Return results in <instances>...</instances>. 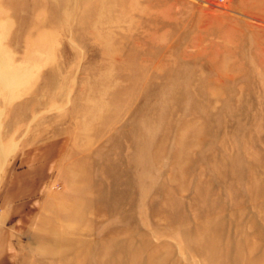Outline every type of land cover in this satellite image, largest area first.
Listing matches in <instances>:
<instances>
[{
  "label": "rangeland",
  "instance_id": "obj_1",
  "mask_svg": "<svg viewBox=\"0 0 264 264\" xmlns=\"http://www.w3.org/2000/svg\"><path fill=\"white\" fill-rule=\"evenodd\" d=\"M0 123L14 264H264V0H0Z\"/></svg>",
  "mask_w": 264,
  "mask_h": 264
},
{
  "label": "crops",
  "instance_id": "obj_2",
  "mask_svg": "<svg viewBox=\"0 0 264 264\" xmlns=\"http://www.w3.org/2000/svg\"><path fill=\"white\" fill-rule=\"evenodd\" d=\"M39 153L41 154V156L43 157L42 159L44 160L48 156L46 154V151H41ZM30 154L33 155V152ZM36 158L38 161L41 160L40 156H36ZM45 167L46 164L43 163L34 164L22 171L10 174V176L7 178V183L5 186V189L8 191V194H10L11 192L22 191L23 189H27L30 191H38V189L40 188L39 185L41 181H43L47 176V171H45ZM8 254L9 253L6 250H3L0 245V264H14V257H10V255Z\"/></svg>",
  "mask_w": 264,
  "mask_h": 264
},
{
  "label": "bare ground",
  "instance_id": "obj_3",
  "mask_svg": "<svg viewBox=\"0 0 264 264\" xmlns=\"http://www.w3.org/2000/svg\"><path fill=\"white\" fill-rule=\"evenodd\" d=\"M2 112V111H1ZM0 125H1V123H0ZM3 126V125H2ZM5 130V129H4ZM14 131V130H13ZM3 141V140H2ZM1 142V141H0Z\"/></svg>",
  "mask_w": 264,
  "mask_h": 264
}]
</instances>
